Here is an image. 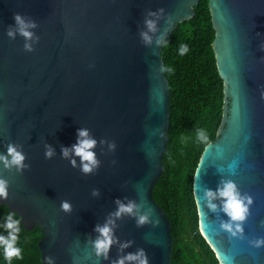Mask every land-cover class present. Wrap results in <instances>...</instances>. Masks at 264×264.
Segmentation results:
<instances>
[{"label": "water", "instance_id": "95a60500", "mask_svg": "<svg viewBox=\"0 0 264 264\" xmlns=\"http://www.w3.org/2000/svg\"><path fill=\"white\" fill-rule=\"evenodd\" d=\"M201 1L0 0V152L15 143L30 165L23 173L0 165L10 184L0 205L16 212L27 230L42 228V264L48 257L54 264H112L141 248L150 264H172V224L153 196L170 130L163 45ZM209 6L225 102L217 137L194 177L199 229L220 264H264V247L254 245L264 239V0H210ZM161 9L146 45L140 35L145 20ZM17 13L37 24L32 52L23 36L7 35ZM79 128L98 141L101 163L90 175L61 152L77 142ZM46 145L55 149L51 159ZM223 180L252 199L236 235L221 228L229 219L221 200L213 211L205 197ZM118 199L136 201L151 222L117 219L115 236L131 246L116 244L110 259L97 258L95 227L116 211ZM63 200L71 202L70 213L61 210Z\"/></svg>", "mask_w": 264, "mask_h": 264}, {"label": "trees", "instance_id": "16d2710c", "mask_svg": "<svg viewBox=\"0 0 264 264\" xmlns=\"http://www.w3.org/2000/svg\"><path fill=\"white\" fill-rule=\"evenodd\" d=\"M209 1L202 0L195 7V16L180 23L163 45L166 77L171 86L170 130L164 171L153 196L172 224V264H220L200 232L194 197V177L205 148L217 137L225 102L224 81L213 50L216 31ZM181 44L188 45L184 55L179 53ZM198 128L206 130V143L196 139ZM7 211L8 207L0 205V219ZM22 228L23 259L13 264H42V228L27 230L23 223ZM0 264H7L2 254Z\"/></svg>", "mask_w": 264, "mask_h": 264}, {"label": "clouds", "instance_id": "9594fccd", "mask_svg": "<svg viewBox=\"0 0 264 264\" xmlns=\"http://www.w3.org/2000/svg\"><path fill=\"white\" fill-rule=\"evenodd\" d=\"M163 14V9L159 13L151 12L149 15L155 19L149 18L145 20L147 30L141 32V38L144 43L151 44L152 35L158 30V20ZM15 26L10 27L7 35L10 39H15L19 34L25 38L24 49L28 52L34 51L33 41L38 39L35 36L33 29L37 24L33 20L26 19L23 15L17 13L14 17ZM188 45L181 44L179 46L180 55L188 52ZM196 139L200 142L208 141V134L205 129L198 128L195 133ZM98 141L94 138L90 130L87 128L77 129V142L71 147H62V156L70 162L73 167H79V170L85 174L90 175L95 172L100 166L95 148ZM110 148L115 149V144H111ZM45 158L51 159L55 156V149L51 145L45 146ZM78 158V159H77ZM79 161V163H78ZM0 165L4 169H15L18 172L23 171L30 167L26 163V155L21 147L15 143L6 145V151L0 152ZM10 184L7 179L0 175V200H7L9 197ZM93 195L98 196L99 191L93 190ZM205 197L208 202V207L215 211L217 209L216 199L222 202V211L229 218L221 224V228L232 235L242 232V222H244L249 214V206L252 203L251 197L243 195L238 186L231 180H223L221 185L216 190H206ZM117 208L110 218L103 224H98L95 227L97 236L91 240V246L97 258L105 260L110 259L111 250L114 245L120 244L121 249H127L131 246L130 241L120 243L119 239L115 236L116 220L124 217L125 215L133 216L136 218L138 226H143L151 222V214L140 211V205L134 200L127 202L117 200ZM61 210L70 213L72 211V204L68 200L61 201ZM158 224L159 221L157 220ZM0 254L7 264H13L14 260H22L24 249L20 245L22 228V218L12 210L5 213L0 219ZM256 247H264V239L254 241ZM47 264H54L51 257L47 258ZM112 264H150L147 252L144 249H138L135 252H127L121 255Z\"/></svg>", "mask_w": 264, "mask_h": 264}]
</instances>
